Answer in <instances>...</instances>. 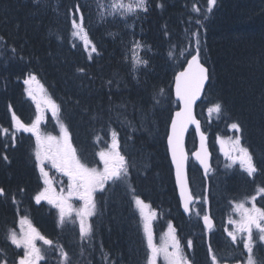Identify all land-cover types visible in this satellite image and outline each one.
I'll return each mask as SVG.
<instances>
[{
    "label": "trees",
    "instance_id": "trees-1",
    "mask_svg": "<svg viewBox=\"0 0 264 264\" xmlns=\"http://www.w3.org/2000/svg\"><path fill=\"white\" fill-rule=\"evenodd\" d=\"M94 1L0 0V188L4 189L0 246L11 256L24 254L25 249L13 245L8 235L26 217L53 241L42 264H64L61 246L70 264H114L123 255L127 264H141L148 249L145 237L140 239L142 231L133 208L139 196L158 213L156 227L173 223L193 264H211L204 225H196L182 211L168 153L169 125L179 107L173 95L174 78L195 54L194 33L198 32L199 53L209 67L210 83L197 113L209 136L217 171L207 183L191 159L189 174L192 187L202 191L204 198L208 190L216 216L222 206L264 187V0H216L211 11L208 0H146L147 10L130 15V24L128 18L119 24L102 20ZM81 14L88 39L97 49L91 56V45L74 35L72 21L79 23ZM137 43L148 62L138 75L127 58ZM81 68L83 72L78 71ZM33 75L35 80L25 83ZM34 86L59 105L57 115L52 110L44 112L41 136L55 137L62 132L61 123L66 125L77 155L88 167H102L98 154L111 144L112 131L118 133L129 175L118 186L109 183L96 193L90 240H81L76 216H66L61 223L55 204L35 201L44 188L35 155L36 135L17 130L12 118L14 112L31 125L41 115L36 100L28 94ZM215 103L222 104L223 110L209 128L203 121V109ZM156 120L159 129L153 125ZM232 123H239L241 130H232ZM3 129L9 130L7 135ZM215 136H240L257 174L249 176L239 167L221 172L216 166ZM188 148L191 153L196 148L194 132L189 134ZM49 169L63 193L69 192L65 174L50 164ZM219 194L223 195L222 206ZM257 205L264 208V194ZM215 234H210L212 249L223 237ZM236 249L239 253L233 259L242 261L241 250ZM258 257L264 261V250Z\"/></svg>",
    "mask_w": 264,
    "mask_h": 264
},
{
    "label": "snow or ice",
    "instance_id": "snow-or-ice-1",
    "mask_svg": "<svg viewBox=\"0 0 264 264\" xmlns=\"http://www.w3.org/2000/svg\"><path fill=\"white\" fill-rule=\"evenodd\" d=\"M216 0H208L209 8L214 6ZM98 7L103 5L98 4ZM112 13H119L120 16H126L130 13H135L137 10H147L146 0H111ZM199 11V9H197ZM103 18V12L100 13ZM83 14L79 17V23L73 19V27L76 29L74 35L85 40L86 46L91 45L89 56L91 53L97 51L94 44L88 39L87 31L83 25ZM197 37L195 48V55H192L191 60L188 62V68L185 71L180 72L176 76V96L183 103L181 111L176 112L175 119L171 122V136L168 138V142L172 149V159L176 165V178L180 185V195L183 199V207L186 212L191 213L192 204L195 197L192 196L190 189L187 185V176L185 171V162L187 155L183 148V134L189 124H195L199 129V121H197L193 115V105L195 101L200 97L205 82L209 79L208 69L200 63L199 55V33H194ZM137 48H140L139 43L136 44ZM173 53H169L172 55ZM146 60L135 57V64L147 65ZM83 72L84 69H78ZM35 80V76H30L29 80L25 83ZM162 91V90H161ZM29 96H31L37 102V108L42 111L41 105L43 104L47 108H50L54 115L59 112V105L55 103L50 97H40L39 99L34 93L29 90ZM222 104L215 103L208 109L209 113L215 112L220 114L222 112ZM12 118L15 121L17 130H24L34 133L36 135V158L40 162V171L45 178V189L40 192L36 197V201L48 200L50 203H54L60 210V222L64 223L66 216H71L72 206L69 200L73 196H78L84 202V207L77 212L79 216V233L81 240L91 239L92 225L88 222V218L95 215L96 203L94 195L97 190H104L109 181L117 182L126 180L128 172V163L124 155L121 154L119 148L118 133L115 130L112 131L111 144L104 150L99 152L100 160L103 162V168H90L86 164L82 163L77 155L76 148L71 143V135L66 125H60L63 133L62 137L57 138L53 136H41L39 131V124L42 116H37L36 120L31 125L24 124L19 117L12 113ZM231 128L237 131L241 130L239 123H232ZM5 135L8 134V129H3ZM12 141H15V134L11 136ZM203 133H201V149L204 153L202 156L200 152L195 153L196 159L200 161L205 167L207 172L209 165L207 161V150L204 145ZM223 144V141H221ZM231 151L237 155L231 156L230 152H226V155L230 156V159L235 163L239 160L241 166L247 172L249 176H253L257 172L256 165L253 161V157L249 150L241 144V137L236 136L234 140L230 139ZM3 159L7 160L5 155ZM49 160L53 167L57 168L60 172L69 177V192L67 196L64 195H52L51 180L48 178V173L44 170V161ZM134 192L135 190L132 189ZM264 194V187H258L256 189V195L246 197L245 200L240 202H233L234 213L238 214V219L229 218V225H234L232 230H227V236L233 244L238 241L242 242V247L245 250L242 253V264H264V261L258 260L255 254L257 245L264 247V208L256 206L257 195ZM0 195H4V189L0 188ZM249 201L251 206H247ZM135 203L140 208L141 215L144 217V233L147 238L148 255L146 257V264H157L158 257L163 255L166 264H193V262L184 254L180 242L175 234V228L169 224V230L164 239V243L157 245L154 239V232L152 228V220L156 216L155 211L151 213H145V208H150V205L146 204L139 196L135 197ZM199 215V210H197ZM204 224L209 232L214 227V222L211 216L205 214L203 217ZM21 234L18 236L15 230H10L8 239L11 243L17 247H23L25 249L24 255L21 256L17 264H40L44 256L41 254V249L37 247L36 241L42 240L46 245H53V241L47 239L40 232L32 226L31 221L26 217L21 219ZM255 233V235H254ZM188 247L192 246V242H187ZM171 249V250H170ZM208 251L210 254L211 264H221L220 258H218L216 252L212 249L211 244L208 245ZM60 256L64 264H70L69 255L64 251L63 247L59 248ZM6 264V262H4Z\"/></svg>",
    "mask_w": 264,
    "mask_h": 264
},
{
    "label": "rangeland",
    "instance_id": "rangeland-1",
    "mask_svg": "<svg viewBox=\"0 0 264 264\" xmlns=\"http://www.w3.org/2000/svg\"><path fill=\"white\" fill-rule=\"evenodd\" d=\"M94 2L96 4V9H97V13H98L99 17L101 18V15H100L101 12H103V14H104L103 18H101L102 20L108 21V22H112L114 24H119V22L127 23V22H125L123 20H126L128 18L127 21H128V24H130L129 23V17L133 13H130V14L126 15V16H120L118 12L113 14L112 13V8H111V0H95ZM98 4L103 5V7H98ZM142 48H143L142 46L140 48H137L136 44H134V45H132L130 47V49H129L128 53H127V58L129 60V62H131L132 66L134 67V71H135L136 75H138L140 69L145 66L144 64H140V65H136L135 64V57H137V56L140 59L144 60V57L142 55ZM33 93H34V95H36V97L38 99L40 97H49L47 94H45L43 92V89L39 88L38 86H34L33 87ZM163 98H162V100H163ZM164 106H166V104H164L163 107ZM41 109H42L41 115H43L41 121H44V120H46V118L44 116V114H45L44 112H47V111H49L51 109L47 108L43 104L41 105ZM208 109H209V107H206V108L203 109V114H204L203 121L207 122V125L210 128V127H212L211 125L214 124V119L218 117V114H216L215 112L209 113ZM41 115H39V116H41ZM141 121H142V119H141ZM156 121L154 122L153 125L155 126L156 129H159L160 125H158V121L157 122ZM232 130H235V129H232ZM62 135H63V133L61 132L59 135H57L55 137L60 138V137H62ZM235 137L236 136H228L227 138H225V137L224 138H220L219 136H215L214 137L215 138L216 151H217L216 166H218L221 169V172H223L222 171V170H224L223 168L232 169V168H238L239 167V170H244V168L241 166L239 160H237L235 163H233V161L230 159V156L225 154L226 152H230L231 156L237 155L235 152L231 151V147L232 146H231V143H230V139L234 140ZM221 141H223V144L221 143ZM101 163H102L101 164L102 167H100L98 169H102L103 168V162L101 161ZM49 164H50V166H53L52 163L49 160H45L44 161V170H45V172L48 173V178L51 180V189H52V193L51 194L52 195H64V196H67L68 192L64 194L63 193L64 192L63 188L58 186L59 185L58 182H57L58 185L56 184V181H55V179L53 178V176L51 174V170L52 169H49ZM39 165H40V162H39ZM197 167H198V165H197ZM193 171H194V169H193ZM216 171L217 170L214 169V168L211 169L210 172H209V176L215 177V174H216L215 172ZM199 173H201V175L203 176L201 171ZM199 173L195 172V174H199ZM237 174H238V172H237ZM65 176H66L68 182H70L69 177L67 175H65ZM42 177H43V181H44V188L42 189V191H43L45 189V187H47V185H45V178H44L43 174H42ZM119 182H121V181H117V182L109 181L108 184L110 183V185H111V184L114 183L115 186H118ZM234 188H236V187L234 186ZM256 189L257 188H255V190H252V192L249 195V197H251L252 195H256ZM193 190H194V193H195V191H197L198 195L195 197L196 200H195V204L193 206L192 219H193L194 223H196V225L203 223V225L205 226L204 221H203V217L206 214V212H205L206 208L204 206L206 201H205L204 196H202V191L196 190L194 188H193ZM99 191H101V190H99ZM97 192H98V190L96 191V193ZM96 193L94 195L95 203H96ZM260 197H261V195H257V199L255 201L256 206H258L257 203H258V199ZM245 198L246 197H244L241 200H236L234 202L243 201V200H245ZM219 199H220V203H221V206H222V203H223V195L222 194H219ZM35 201H36V199H35ZM41 201H44V200H41ZM45 201L50 203L48 200H45ZM40 202H38V203H40ZM69 203L71 204L72 209H73L71 216H76L77 220L79 221V216L77 215V212L84 207V202L81 199H79L78 196H73L69 200ZM145 203L148 204L147 202H145ZM52 204H54V203H52ZM133 204H134L133 208L135 209V214L137 215L136 221H137V224L141 228V231H142L140 239L142 240V237L144 236L145 240H146V244L145 245L147 246V238H146V235L144 233V227H143L144 217L141 215L140 208L136 205L135 200H134ZM226 206H228V207H226ZM226 206L225 207L222 206L223 209L221 208V210H219V212H216V214H217L216 216L213 214V216L215 217V218L213 217V219L215 220L216 218H218L219 224L216 223L214 225L213 229L211 230L212 231L211 233H215L216 232L215 235L223 236V237H219V246L220 247H216L215 249H213L216 252L218 258H220L221 262L225 261V260H234L233 258H235L236 255L239 253V251L236 248L241 250L240 254H242L245 251L243 249V247H242V242L238 241L236 244H233L230 241V238L227 235H224V234L222 235V233L224 231L232 230L234 228V225H229V223H228L229 218H233V219H238L239 218L238 214L234 213V204L233 203L230 204V205H226ZM247 206H249V207L251 206V202L250 201H249ZM197 210H199V215L196 214ZM152 211H155V210H153V208L151 206H150V208H145L144 209V212L146 214L147 213H151ZM155 213H156V216L152 220V228H153V232H154V236H155L154 239H155V243L157 245H161V244L164 243V239L166 237V234L168 233L169 224H171L173 226V223L172 222H169V223L166 222L165 226L163 228L156 227L155 223H156V220L158 219V213L156 211H155ZM90 218L91 217L88 218V222L89 223H90ZM214 223H215V221H214ZM157 228H158V230H157ZM16 232H17L18 236L21 234V223L19 224V228H18V230ZM175 234L177 236L176 230H175ZM254 235H255V233H254ZM226 236L228 237V239L225 238ZM36 245H37V247H39L41 249V254L44 256V259L41 260V262H40V264H42V262L46 260V255H48V250H51V248H49L50 245L44 244V242L42 240H37L36 241ZM180 245H181V248H182L184 254L186 255L185 250L182 247L183 245L181 243H180ZM135 248H137V247H135ZM262 250H264V247H261L259 245H257L256 249L254 250L258 260H260L258 255H261ZM104 254L106 255V258H109L108 250L105 249ZM147 255H148V251H146L144 253V257L142 259V263L141 264H146ZM125 256L126 255L118 257L114 264H127V262L125 261ZM128 256H130V255H128ZM4 262H5V260H4ZM104 263H105V261H104ZM106 264H109V263H106ZM157 264H166V261L164 260L163 255L158 257Z\"/></svg>",
    "mask_w": 264,
    "mask_h": 264
},
{
    "label": "water",
    "instance_id": "water-1",
    "mask_svg": "<svg viewBox=\"0 0 264 264\" xmlns=\"http://www.w3.org/2000/svg\"><path fill=\"white\" fill-rule=\"evenodd\" d=\"M195 54H196V53H195ZM195 54H194V55H195ZM199 55H200V53H199ZM191 58H192V56L188 59V61H187L186 65H185V67H184L182 70H180V71L176 74V76H177L180 72L185 71V70L188 68V62L191 60ZM200 63L203 64L204 67L208 69V75H209V79L205 82L204 89H203V91H202L200 97L195 101V103H194V105H193V115H194L195 119H196L197 121H199V125H200V126H199V129H197V127H196L195 124H189L188 127H187V129L185 130V132H184V134H183V148H184V152H185L186 155H187V159H186V162H185V171H186V176H187V185H188V188L190 189L191 194H192L193 197H194V195H193V192H192V187H191V182H190V176H189V160H190L191 156H192V158L198 163V166H199V168L201 169V171H202V173H203V175H204L205 177H208L209 171H210L211 168H212V161H213V152L211 151V149H210V147H209V137H208L207 133H206V132L204 131V129H203V124H202L201 119H200V118L198 117V115H197V107H198L199 103L203 100L204 95H205V92H206L207 87H208L209 82H210V71H209V67H208L205 63H203V61L201 60V58H200ZM176 76H175V79H174L173 94H174L175 99L179 102V108H178L177 110H175V112L173 113V116H172L171 122H172L173 119H175V114H176V112L181 111V109L183 108V103H182V101H180V100L178 99V97L176 96ZM171 122H170V125H169V132H168V136H167V147H168V153H169L170 161H171L172 166H173V169H174V178H175L176 188H177L178 197H179V200H180V203H181L182 210H183V212H184V214H185L186 216H190V215L192 214V211H191V213L186 212V211L184 210V207H183V199H182V197H181V195H180V185H179V183L177 182V178H176V165H175V162H174L173 159H172V149H171V145H170L169 142H168V138H169V136H171V134H172V132H171ZM192 129L194 130L195 135H196L197 148L192 152V155H190L189 150H188V137H189V133H190V131H191ZM201 133H203L204 137L206 138V139L204 140V145H205V148H206V150H207V154H208V155H207V161H208L209 168H208L207 172H205V167H204V165H202V164L200 163V161H199L198 159H196V156H195V153H197V152H200L202 156L204 155V153H203V151H202V149H201ZM194 200H195V199H194ZM194 200H193L192 204L190 205V208H191V209H192V205H193V203H194ZM206 214H208V215L211 216V210H210V207H209V206H207V213H206ZM211 219L213 220L212 216H211ZM213 222H214V220H213ZM205 226H206V225H205ZM206 229H207V227H206ZM207 232L209 233L208 229H207ZM222 264H242V261H235V262H228V261H226V262H224V263H222Z\"/></svg>",
    "mask_w": 264,
    "mask_h": 264
},
{
    "label": "flooded vegetation",
    "instance_id": "flooded-vegetation-1",
    "mask_svg": "<svg viewBox=\"0 0 264 264\" xmlns=\"http://www.w3.org/2000/svg\"><path fill=\"white\" fill-rule=\"evenodd\" d=\"M155 237V236H154ZM207 241H208V238H207ZM217 247H220L218 244H217ZM24 254H20L18 257L16 255H9V253L0 246V264H3L4 263V260L6 262V264H17V261L18 259L23 256ZM210 256V255H209ZM17 257V258H16ZM11 259V260H10ZM44 262V261H43ZM42 262V263H43ZM211 262V260H210ZM205 264H209L208 261L205 263Z\"/></svg>",
    "mask_w": 264,
    "mask_h": 264
},
{
    "label": "bare ground",
    "instance_id": "bare-ground-1",
    "mask_svg": "<svg viewBox=\"0 0 264 264\" xmlns=\"http://www.w3.org/2000/svg\"><path fill=\"white\" fill-rule=\"evenodd\" d=\"M183 227V226H182ZM184 229V228H183ZM142 247V246H141ZM102 249V248H101ZM103 251V250H102ZM104 251H105V249H104ZM104 253V252H103Z\"/></svg>",
    "mask_w": 264,
    "mask_h": 264
}]
</instances>
